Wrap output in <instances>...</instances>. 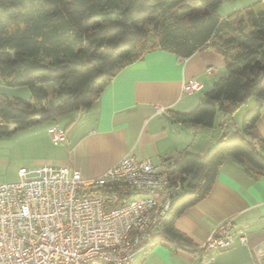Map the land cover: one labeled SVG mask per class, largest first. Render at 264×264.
Returning a JSON list of instances; mask_svg holds the SVG:
<instances>
[{
	"label": "trees",
	"instance_id": "16d2710c",
	"mask_svg": "<svg viewBox=\"0 0 264 264\" xmlns=\"http://www.w3.org/2000/svg\"><path fill=\"white\" fill-rule=\"evenodd\" d=\"M225 1L0 0V76L31 94L26 101L0 92V137L90 108L120 69L148 53L164 50L187 60L207 48L225 59L226 75L194 110L174 112L175 118L211 127L218 111L229 121L256 98L243 124L256 135L264 107V4L223 18ZM228 159L264 177V155L243 134L219 140L204 155L186 151L164 160L163 172L181 188L148 238L160 235L170 248L189 243L175 223L209 195Z\"/></svg>",
	"mask_w": 264,
	"mask_h": 264
},
{
	"label": "crops",
	"instance_id": "0c3cea01",
	"mask_svg": "<svg viewBox=\"0 0 264 264\" xmlns=\"http://www.w3.org/2000/svg\"><path fill=\"white\" fill-rule=\"evenodd\" d=\"M256 3L264 4V0H226L219 13L225 18ZM225 75L226 61L212 48L187 60L164 50L148 53L120 69L90 108L64 117L62 124L30 132L29 143L44 151L35 165L46 162L76 169L83 179L93 180L128 154L163 169L166 159H177L186 151L204 155L219 140L239 134L254 142L264 155V107L256 135L243 131L244 120L257 100L239 108L229 121L218 111L211 127L175 118L174 112L194 110ZM193 78L201 81L203 88L184 91V83ZM54 125L66 128V144L52 140L48 129ZM225 222H230L231 233L235 232V243L225 250L204 251L202 244ZM175 225L189 243L175 242V248H170L159 241L160 235L148 238L133 264H264V177L255 178L228 159L209 195L183 213ZM152 241L155 244L151 246Z\"/></svg>",
	"mask_w": 264,
	"mask_h": 264
},
{
	"label": "built area",
	"instance_id": "2783aa9c",
	"mask_svg": "<svg viewBox=\"0 0 264 264\" xmlns=\"http://www.w3.org/2000/svg\"><path fill=\"white\" fill-rule=\"evenodd\" d=\"M202 88L195 78L183 85L184 91ZM48 133L67 143L62 126ZM18 178L0 184V264H133L181 188L150 160L131 154L93 180L50 163L21 168ZM231 229L230 222L220 224L201 248H230Z\"/></svg>",
	"mask_w": 264,
	"mask_h": 264
},
{
	"label": "rangeland",
	"instance_id": "374dc122",
	"mask_svg": "<svg viewBox=\"0 0 264 264\" xmlns=\"http://www.w3.org/2000/svg\"><path fill=\"white\" fill-rule=\"evenodd\" d=\"M0 92L11 98L20 97L21 99L26 101H29L31 98L30 90L28 87L8 86L4 83L1 76ZM255 100L257 99L252 98L250 101L244 104L242 108H247V106H249V104H251V102ZM64 120L65 119L63 117L47 120L45 122L34 125L33 127H31V129H27L24 131H12L8 136L0 137V184L18 181V173L21 168L31 167L32 165H35V163H37L35 162L37 158L40 159L41 157H43V149L34 148L33 144L29 143L30 141L28 139V136L30 132L33 133L43 130V128L46 129L52 123L58 122L62 124ZM232 121H230V123H232ZM134 198H138V196L134 195ZM233 233V235L235 236V232ZM243 235L246 234H240L238 237H241Z\"/></svg>",
	"mask_w": 264,
	"mask_h": 264
}]
</instances>
